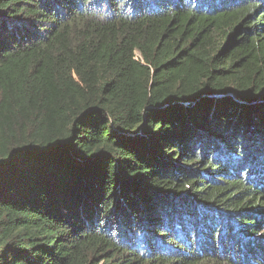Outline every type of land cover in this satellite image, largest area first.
Returning a JSON list of instances; mask_svg holds the SVG:
<instances>
[{
  "label": "trees",
  "instance_id": "1",
  "mask_svg": "<svg viewBox=\"0 0 264 264\" xmlns=\"http://www.w3.org/2000/svg\"><path fill=\"white\" fill-rule=\"evenodd\" d=\"M0 264H264V0H0Z\"/></svg>",
  "mask_w": 264,
  "mask_h": 264
},
{
  "label": "rangeland",
  "instance_id": "2",
  "mask_svg": "<svg viewBox=\"0 0 264 264\" xmlns=\"http://www.w3.org/2000/svg\"><path fill=\"white\" fill-rule=\"evenodd\" d=\"M136 56L139 57V53L138 52H136Z\"/></svg>",
  "mask_w": 264,
  "mask_h": 264
}]
</instances>
